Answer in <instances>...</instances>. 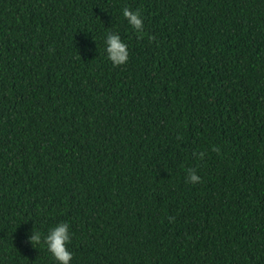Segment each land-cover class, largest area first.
<instances>
[{
  "label": "trees",
  "instance_id": "obj_1",
  "mask_svg": "<svg viewBox=\"0 0 264 264\" xmlns=\"http://www.w3.org/2000/svg\"><path fill=\"white\" fill-rule=\"evenodd\" d=\"M60 222L71 264H264V0H0V264Z\"/></svg>",
  "mask_w": 264,
  "mask_h": 264
},
{
  "label": "clouds",
  "instance_id": "obj_2",
  "mask_svg": "<svg viewBox=\"0 0 264 264\" xmlns=\"http://www.w3.org/2000/svg\"><path fill=\"white\" fill-rule=\"evenodd\" d=\"M124 19L128 25L137 34L144 35V17L139 10H132L124 8L122 11ZM105 52L107 59L111 61L113 66L118 67L126 64L129 60L130 51L128 44L121 38L119 33L110 32L106 34L105 38ZM214 151L219 149L214 148ZM205 153H199V158L204 159ZM201 181V177L194 171L189 169L187 182L197 184ZM28 242L34 246L39 245L46 248L47 252L55 260L56 264H71L73 260V253L69 249L72 241V232L70 225L66 222H60L43 233L38 230L35 225L29 230Z\"/></svg>",
  "mask_w": 264,
  "mask_h": 264
}]
</instances>
